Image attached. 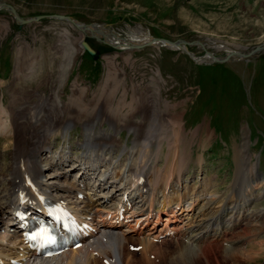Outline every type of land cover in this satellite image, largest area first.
Instances as JSON below:
<instances>
[{
    "label": "rangeland",
    "instance_id": "1",
    "mask_svg": "<svg viewBox=\"0 0 264 264\" xmlns=\"http://www.w3.org/2000/svg\"><path fill=\"white\" fill-rule=\"evenodd\" d=\"M0 2L12 6L23 19L49 15L69 16L79 23L102 26L112 31L120 40L135 41L145 37L150 39L152 36L172 42L198 41L204 45L209 55L216 58H223L230 52L248 54L258 47L263 48L245 60L231 59L228 63H213V56H210L212 60L197 61L207 54L195 45L184 48L188 54L163 45L120 51L101 43L102 39L89 38L90 35L81 39L78 30L68 23L57 20L42 19L19 26L9 11L0 9V102L3 97L5 107L11 97L16 96L9 90L16 73L29 75L26 90H33L34 95H37L36 100L41 96L46 97L53 101L48 102L46 99V104L67 111L72 100L79 99L90 104L95 97L103 96L104 89H107L108 77L117 83L112 89H118L116 96L119 101L124 92L127 93L128 99H131L132 93L138 91L142 94L148 90L146 95H154L158 108L169 106L170 111L176 110L173 114L176 115V120L181 121L185 140L190 143L184 146L182 136L176 135L177 138L175 136L176 143H179L181 149L184 148L185 166L181 185L169 191L172 199L178 195H186V201L190 204L200 193L204 196L198 202V207L204 209L209 206L207 202L210 200V194H216L217 197L229 195L237 171L235 152L238 149H242L243 159L247 163L250 160L249 164L257 165L262 180L260 186L253 190L252 195L250 194L251 201L246 204L247 219L241 221L240 217H237L236 228L231 234H227V237L224 236V241H219L220 244L211 238L201 243L199 250L196 251V258L201 264H223L221 246L225 247L231 243L245 253L256 250L255 244L262 241L264 234V0H0ZM84 41L99 54L97 60H93L81 48L80 43ZM16 84L14 81L13 85ZM134 97L138 98V93ZM90 109L92 112L93 109ZM100 109H103V106ZM7 111L1 109L0 130L10 127ZM135 120L139 121L138 118ZM62 121L60 123L62 126L69 124L65 122L62 124ZM74 121L76 125L73 128L68 125L67 129L54 132L57 137L54 140L55 145L47 149V153L42 152V156L39 155L40 159L43 158L40 166L48 164L45 161L46 156H51V159L49 158L51 162L53 155H58L64 148L72 150L64 143L67 142L64 137L71 139L69 143L73 141L75 145L81 142L82 130L88 125L83 123V119ZM127 124L130 126L117 128L107 121L100 128L116 129L113 136L117 147L114 146L115 149L113 147L114 152L110 155V166H101L96 174V179L105 172L112 174L107 179V188L103 192L98 191V196L94 197L87 190H82L86 197L97 199L96 202L102 200L99 199L101 196L109 198L114 194L116 188L120 186L109 181H113L115 172L123 173L125 169L127 170L126 167L130 163L126 157L134 147L136 133L131 123ZM198 128L208 131V138L204 144L199 134L194 136ZM96 129L95 131L99 130L97 127ZM169 134L170 138L171 133ZM51 141L53 138L47 140ZM6 145L0 135V154H8L4 160L0 159V165L8 162L12 152L10 145L4 149ZM73 151L80 153L81 150L74 146ZM166 151L167 144L162 149L160 157L164 158ZM105 157L108 158L109 155ZM162 157L157 162V167H165ZM73 158L76 159V156H72L74 161ZM68 165L64 171H69L72 165L71 163ZM54 171L63 172L57 169ZM76 172L77 170L67 172V176L53 181L57 182V185H77L80 174L77 175ZM48 173H53V170ZM2 181L0 189L7 187L6 182ZM118 194L108 200L107 208L112 207L117 201ZM72 196L75 197V192ZM157 200H162L160 193ZM217 206L218 204L213 205L210 210H215ZM258 215L263 216L257 217ZM166 223L169 229L175 231V236L172 238L166 236L154 242L155 247L151 254L155 255L159 263L161 262L159 258L180 242L179 235L188 227L187 221L182 218L170 222L164 220L156 231L152 230L151 222L141 234V237L158 235ZM3 225L6 228V224ZM6 233L7 230L0 231V242H5L3 240ZM132 238L136 240L131 244L133 250L130 249V252L135 254L134 258L131 257L141 261L144 257L143 252L134 251L138 248L137 240L140 238L137 236ZM120 258L121 264H126L127 259L130 260L124 255ZM263 263L264 258L253 264Z\"/></svg>",
    "mask_w": 264,
    "mask_h": 264
},
{
    "label": "bare ground",
    "instance_id": "2",
    "mask_svg": "<svg viewBox=\"0 0 264 264\" xmlns=\"http://www.w3.org/2000/svg\"><path fill=\"white\" fill-rule=\"evenodd\" d=\"M72 27L79 31L81 39L91 35L115 46L120 51L127 50L131 46L136 48L151 40L147 37L140 38V40L135 39V41L120 40L112 31L99 25L89 26L91 31L88 33L82 32L74 25ZM160 45L161 43L155 42L152 46ZM180 51L187 52L184 48L183 51ZM210 56L207 54L197 61L212 60ZM28 77L29 75L16 73L12 85L9 87V90L16 96L11 97L6 107L3 104V97L0 102V116H2L1 109L8 110L10 122V127L5 128L6 131L2 128L0 135L7 143L4 149H7L9 145L12 146L8 162L0 165V183L4 180L7 186L0 189V230L2 223L10 215L8 212H12V204L18 203L28 206L29 209L38 210L43 197L47 203H62L68 206L74 216L89 223L94 232L89 235L88 241L77 250H69L49 260L33 259L23 241L22 232L15 231L18 228L16 220L12 219L13 222L8 224L14 231L4 237V245L0 248L1 264H11V260H16L21 264H121V255L130 259L125 260L126 264H201L196 258V251L199 250L201 243L209 238L217 243L222 242L223 237H227V234H231V231L236 228L237 217H240L241 221L247 219L245 216L246 204L251 201L250 194L260 186L262 180L259 177L257 165L252 166L249 164L250 160L247 163L243 159L242 149L235 152L237 171L229 195L217 197L216 194H210V200L207 202L209 206L204 209L198 207V202L204 196L200 193L190 204L186 201V195H178L172 199L169 191L175 190L178 185H181L182 171L185 166L184 148L179 147L175 136H182L184 146L186 143L190 144L185 140V134L180 125L181 121L176 120L177 117L173 114L175 109L170 111L169 106L158 108L154 95H146L148 90L142 94L138 91L132 93L131 99H128L127 93L124 92L119 101L116 96L119 92L118 89H112L116 82L108 77L107 89H104L103 96L95 97L90 104L79 99L70 100V108L67 111L46 104L48 100L46 97L41 96L36 100L35 92L26 90ZM14 81L17 82L16 85H13ZM136 93H138V98L134 97ZM48 102L53 101L48 100ZM83 106L86 108L82 109ZM102 106L103 109L99 110ZM90 108L93 109L92 112ZM70 112L71 115L68 114ZM135 118H138L139 121ZM79 119H83V123L88 127L82 130L81 142L79 144L77 142L78 146L73 141L69 143L71 139L64 137V140L67 141L64 143H67L72 150L64 148L58 155H53L51 162H49L51 156H46L45 161L48 164L40 166L43 158L40 159L39 155L42 156V152L47 153L46 150L55 145L54 140L57 137L54 132L67 129L68 125L73 128L76 125L74 120ZM61 121L62 124L64 122L69 124L62 126L60 125ZM107 121L117 128L124 125L130 126L127 123H131L132 129L136 133L134 147L128 156L125 155L127 156L126 160L130 161L126 167L127 170L125 169L126 172H115L112 177L113 181H109L122 187L116 188L114 194L103 202L102 200L96 202L92 198H88L87 202L78 201V199H74L75 197L73 198V192L76 196L80 193V189L86 186L87 190H93L94 193L103 191L108 184V177L112 176L111 173L105 172L102 174L103 176L96 179V174L101 166H110V155L114 152L113 147L117 145L113 136L115 128L100 129ZM96 127L99 128L98 131H95ZM169 133H171L170 138ZM197 134L201 136L200 139L204 144L208 138V131L198 128L194 136ZM49 138H53L52 143L47 142ZM166 144L167 154L164 157L166 160L161 156L165 161L164 172H162L163 168L156 165L160 161L162 149ZM74 146L78 147L79 151L81 150L80 153L73 151ZM7 155L0 154V159L4 160ZM73 155L76 156V159L73 158L74 161L72 160ZM107 155H109L108 158L105 157ZM70 163L72 166L69 171H66L77 170V175L80 174L77 185H57L58 183L53 180L67 176L64 169ZM56 169L63 170V172H55ZM52 170L53 173H48ZM46 172L48 174H45ZM91 177H95V180ZM120 191L122 193L118 194L120 198L117 199L114 206L106 209L107 200L114 198ZM159 193L162 197L161 203H158L157 200ZM217 204L215 210H210L213 205ZM6 207L10 208V211H7ZM35 213L38 212L35 211ZM162 213L171 217L185 213L188 227L182 232L180 242H177L178 244L169 252L164 253L162 258H159L161 261L159 263L155 255L151 254L155 247L153 242L156 237L141 238L137 240V246H140L138 252L141 250L144 257H140L141 261L132 259L135 254L130 252V246L136 240L132 238L133 233L139 228L143 229V226L155 214L159 218ZM257 219L255 218V220ZM246 226L249 227V224L246 223ZM261 239L262 241L255 244L256 250L246 253L232 243L225 247L221 246L220 254L223 264H253L264 258V234ZM126 248L127 251H125Z\"/></svg>",
    "mask_w": 264,
    "mask_h": 264
},
{
    "label": "water",
    "instance_id": "3",
    "mask_svg": "<svg viewBox=\"0 0 264 264\" xmlns=\"http://www.w3.org/2000/svg\"><path fill=\"white\" fill-rule=\"evenodd\" d=\"M0 8H4V9L9 10L10 13H11V16L14 19V21L19 26L31 24V23L37 22V21L42 20V19H49V20H57V21H60V22H65V23H68V24H70L72 26L74 25V26H76L77 29L81 30L82 32L88 33V32L91 31L89 26L91 27L92 25H95V24L79 23V22H77L76 20L72 19L69 16H62V15L37 16V17H33V18L23 19V18H21L18 15L16 10L12 6H10V5H8V4L4 3V2H0ZM89 38L93 39V36L90 35ZM155 42H158V43L160 42V43H162L164 45H167V46H170V47H174V48H178V49H180L182 51H183V48H186L187 46L195 45V46H199L203 51H205V54H209L205 50L204 45L201 42H198V41L190 43V42H186V41H183V40H177V41L172 42V41H168V40H164V39H157V38H151V40L148 41L146 44L139 45L136 48L134 46H131L128 49H140V48H143V47H146V46L154 45ZM101 43L107 44L105 42H101ZM107 45H109V44H107ZM80 46L83 48L84 51H86L91 56V58L93 60H97L99 58V54L95 53L94 50L85 41L81 42ZM109 46L116 49L115 46H112V45H109ZM261 49H263V48L258 47L254 51H252V52H250L248 54H241V53H238V52H230V53H227L223 58H216V57L213 56V62L227 63V62H230L232 58L247 59L252 54L258 52ZM186 54H187V52H186Z\"/></svg>",
    "mask_w": 264,
    "mask_h": 264
}]
</instances>
